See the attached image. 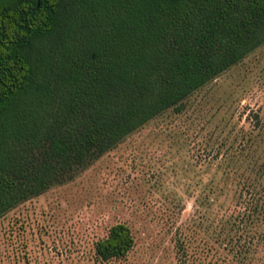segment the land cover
I'll return each instance as SVG.
<instances>
[{"label": "trees", "instance_id": "trees-1", "mask_svg": "<svg viewBox=\"0 0 264 264\" xmlns=\"http://www.w3.org/2000/svg\"><path fill=\"white\" fill-rule=\"evenodd\" d=\"M263 45L264 0H0V219ZM256 169L243 204L264 218ZM135 243L118 223L96 253L125 258Z\"/></svg>", "mask_w": 264, "mask_h": 264}, {"label": "rangeland", "instance_id": "rangeland-1", "mask_svg": "<svg viewBox=\"0 0 264 264\" xmlns=\"http://www.w3.org/2000/svg\"><path fill=\"white\" fill-rule=\"evenodd\" d=\"M260 163L264 45L182 112L168 110L72 180L5 214L0 264H264V218L244 210L252 196L241 181ZM118 223L131 228L135 246L103 262L96 243Z\"/></svg>", "mask_w": 264, "mask_h": 264}]
</instances>
